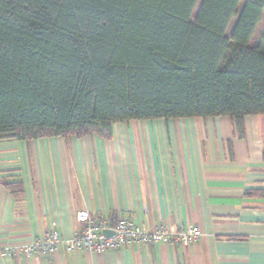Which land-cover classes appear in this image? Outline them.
Returning <instances> with one entry per match:
<instances>
[{
    "label": "trees",
    "instance_id": "16d2710c",
    "mask_svg": "<svg viewBox=\"0 0 264 264\" xmlns=\"http://www.w3.org/2000/svg\"><path fill=\"white\" fill-rule=\"evenodd\" d=\"M198 1L0 0V139L220 115L241 132L264 115V0Z\"/></svg>",
    "mask_w": 264,
    "mask_h": 264
},
{
    "label": "crops",
    "instance_id": "0c3cea01",
    "mask_svg": "<svg viewBox=\"0 0 264 264\" xmlns=\"http://www.w3.org/2000/svg\"><path fill=\"white\" fill-rule=\"evenodd\" d=\"M21 179L24 196L3 184ZM181 230L190 243L26 253L54 225L70 239L75 214ZM0 264H264V115L238 131L228 115L131 119L113 135L0 139Z\"/></svg>",
    "mask_w": 264,
    "mask_h": 264
},
{
    "label": "built area",
    "instance_id": "2783aa9c",
    "mask_svg": "<svg viewBox=\"0 0 264 264\" xmlns=\"http://www.w3.org/2000/svg\"><path fill=\"white\" fill-rule=\"evenodd\" d=\"M75 221L78 227L70 239L63 238L61 231L52 225L43 239L31 242L23 250L28 254L54 252L61 244L68 251L87 250L100 253L120 249L126 244L146 245L161 241L187 244L202 235V230L197 225L177 230L165 224L156 223L147 228L121 215L108 218L92 214L87 209L78 210ZM105 230L112 233L106 234Z\"/></svg>",
    "mask_w": 264,
    "mask_h": 264
},
{
    "label": "rangeland",
    "instance_id": "374dc122",
    "mask_svg": "<svg viewBox=\"0 0 264 264\" xmlns=\"http://www.w3.org/2000/svg\"><path fill=\"white\" fill-rule=\"evenodd\" d=\"M200 3H201V0L198 1L197 5H196V7H195V10H194V14L196 13V11H197V9H198ZM239 9H241V7H240ZM235 21H236V18H233L232 21H231V23H230V25H229V27H228V30H227V34H228V35H230L231 29H232V27H233ZM263 24H264V15H263V19L261 20V22H260L259 25H258V28H257L256 33H255V37H257V35H258L260 29L263 27Z\"/></svg>",
    "mask_w": 264,
    "mask_h": 264
},
{
    "label": "water",
    "instance_id": "95a60500",
    "mask_svg": "<svg viewBox=\"0 0 264 264\" xmlns=\"http://www.w3.org/2000/svg\"><path fill=\"white\" fill-rule=\"evenodd\" d=\"M105 233H106V234H111L112 232L109 231V230H105Z\"/></svg>",
    "mask_w": 264,
    "mask_h": 264
}]
</instances>
